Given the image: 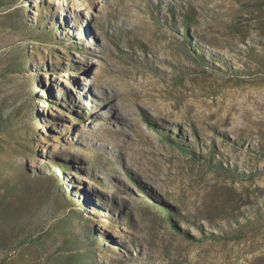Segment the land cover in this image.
Listing matches in <instances>:
<instances>
[{
	"label": "rangeland",
	"instance_id": "rangeland-1",
	"mask_svg": "<svg viewBox=\"0 0 264 264\" xmlns=\"http://www.w3.org/2000/svg\"><path fill=\"white\" fill-rule=\"evenodd\" d=\"M6 69L1 264H264V0H0Z\"/></svg>",
	"mask_w": 264,
	"mask_h": 264
},
{
	"label": "bare ground",
	"instance_id": "bare-ground-1",
	"mask_svg": "<svg viewBox=\"0 0 264 264\" xmlns=\"http://www.w3.org/2000/svg\"><path fill=\"white\" fill-rule=\"evenodd\" d=\"M137 9L139 10V12H141L142 8L138 6ZM107 12H108L107 14H109L112 17V19H115V17L112 14L111 7L108 6ZM61 25L63 27L61 30L62 31L64 30L65 32L70 33V34H73L74 31L75 32L76 31L77 32L80 31L81 30V26H82V25L79 26V24L75 23V22L70 23L68 19H62ZM78 34H79V36H82V39L85 40L90 45H96L95 40H94V35L92 34V28L90 26L87 27L86 30L84 28H82V30ZM118 94L121 95V93L119 91H118ZM89 97H90V94L86 93L84 99L86 100V98L88 99ZM81 98H82V95H81ZM122 106L125 107V103H120L119 106H118V109L122 108ZM83 107H87V103H84ZM121 141L122 140L119 138V143ZM87 199L90 200L89 196H87Z\"/></svg>",
	"mask_w": 264,
	"mask_h": 264
},
{
	"label": "trees",
	"instance_id": "trees-1",
	"mask_svg": "<svg viewBox=\"0 0 264 264\" xmlns=\"http://www.w3.org/2000/svg\"><path fill=\"white\" fill-rule=\"evenodd\" d=\"M13 72L9 71L8 69L3 70L2 73H0V78L4 76H11ZM9 98L8 96L4 97L3 103L0 106V134L5 131V129L10 124L11 118L10 114L8 113V106ZM1 264V263H0Z\"/></svg>",
	"mask_w": 264,
	"mask_h": 264
}]
</instances>
